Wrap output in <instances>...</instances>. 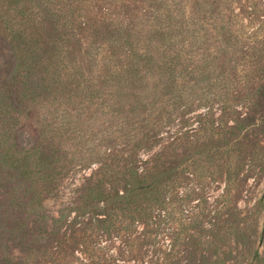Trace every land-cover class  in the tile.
<instances>
[{"label": "trees", "instance_id": "obj_1", "mask_svg": "<svg viewBox=\"0 0 264 264\" xmlns=\"http://www.w3.org/2000/svg\"><path fill=\"white\" fill-rule=\"evenodd\" d=\"M39 2L38 12L34 0H0V27L19 49L22 68L32 76L31 59L44 56L32 42L28 47L23 29L36 25L37 15L46 11L45 23L63 25L70 29L69 35L74 29L88 33L84 54L96 82L89 80L86 67L58 60L64 51L60 45L56 48L57 53L52 54L55 61L47 62V76L42 79L41 88L47 95L40 99L25 95L28 109L50 116L45 118L48 133L41 131V145L19 167L35 181L55 172L59 163L56 147L47 149L44 143L47 137L53 138L59 126H78L76 114L80 113L64 109L68 117L62 120L59 98L53 97L48 87L65 81L68 88L60 92V98L82 96L78 106L89 109L87 120L102 122V135L101 148L89 150L86 156H90L78 162L81 165L94 157L97 170L87 179L77 205L62 210L55 222L59 224L76 213L77 218L89 216V223H96L106 233L117 222L127 221V232L139 223L154 224L163 209L176 201L184 202L175 197L184 178L201 179L209 172L211 160L238 144L227 132L222 135L217 131L221 125L214 119V106L220 104L222 112L234 113L232 103L238 101L240 93L241 81L236 78L240 62L258 50L247 44L240 16L233 11L227 15L229 0ZM74 7L81 10L79 15ZM9 12H16L20 20ZM45 23L40 17L38 29ZM208 29L215 37L211 38L214 50L208 46ZM39 88L35 82L30 90L37 92ZM254 95L259 99L264 96L260 89ZM106 115L110 117L107 126L103 120ZM248 121L249 117H237L231 132L243 131ZM11 150L4 148L5 161L11 158ZM34 193L32 201L38 206L41 198ZM261 210L262 201L256 206L257 212ZM184 211L191 210L184 205ZM220 232L221 228L218 236L222 238ZM252 262L264 264V254L255 251Z\"/></svg>", "mask_w": 264, "mask_h": 264}, {"label": "rangeland", "instance_id": "obj_2", "mask_svg": "<svg viewBox=\"0 0 264 264\" xmlns=\"http://www.w3.org/2000/svg\"><path fill=\"white\" fill-rule=\"evenodd\" d=\"M229 1L227 15L233 11L240 16L247 44L258 50L240 62L236 76L241 81L240 93L238 101L232 103L234 113L222 112L220 104L214 106V119L221 125L217 131L222 135L227 132L238 144L211 160L209 172L201 179L181 181L175 197L183 203L176 201L163 209L154 224L139 223L128 232L127 221L117 222L106 233L96 223H89V216L77 218L76 213L59 224L55 222L62 210L77 205L87 179L97 170L94 157L81 165L78 162L90 156L86 155L97 148L102 135V122L87 120L89 109L78 106L82 96L60 98V92L68 88L65 81L48 88L59 98L61 110L80 113L76 114L78 126H59L53 138L47 137L44 143L47 149L56 147L59 163L55 172L35 181L19 167L41 145V131L48 133L45 118L50 116L28 109L25 95L34 99L47 95L41 88L42 79L47 76V62L55 61L52 54L57 53L56 48L60 45L64 51L58 60L86 67V72L90 71L87 77L96 82L84 54L88 33L71 29L74 34L69 35L70 29L63 25L45 23L46 11L39 13L36 25L23 29L28 47L32 42L44 52V56L31 59L30 76L27 68H22L16 44L0 27V264H253L255 251L264 254V210L256 211L261 201L264 204V96L259 99L254 95L258 89L264 94V0ZM34 5L39 12L41 2L34 0ZM74 10L76 15L81 12L76 7ZM8 14L20 20L16 12ZM40 17L45 24L38 29ZM253 32L256 34L251 37ZM212 36V29H208V46L214 50ZM35 82L40 84L37 92L30 90ZM66 117L64 110L62 120ZM237 117H249V121L243 131L231 132ZM103 120L107 126L110 117L106 115ZM5 147L12 148L7 161L2 155ZM73 159L76 163L70 164ZM34 192L41 198L38 206L33 202ZM184 205L189 213H185ZM220 228L222 238L218 236Z\"/></svg>", "mask_w": 264, "mask_h": 264}]
</instances>
